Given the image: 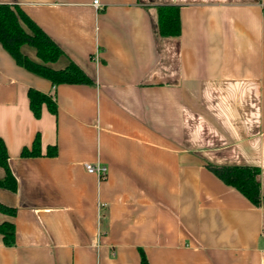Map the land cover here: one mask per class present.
<instances>
[{
	"label": "crops",
	"instance_id": "1",
	"mask_svg": "<svg viewBox=\"0 0 264 264\" xmlns=\"http://www.w3.org/2000/svg\"><path fill=\"white\" fill-rule=\"evenodd\" d=\"M93 1L0 0L60 47L49 67L73 62L93 82L53 87L0 45V138L17 181L0 188L16 209L0 213L14 226L0 264H264V0ZM158 6L178 7V36L159 35ZM29 89L56 113L35 118ZM36 134L41 157L21 158ZM208 164L257 168L260 204Z\"/></svg>",
	"mask_w": 264,
	"mask_h": 264
},
{
	"label": "trees",
	"instance_id": "2",
	"mask_svg": "<svg viewBox=\"0 0 264 264\" xmlns=\"http://www.w3.org/2000/svg\"><path fill=\"white\" fill-rule=\"evenodd\" d=\"M158 32L161 36L176 37L180 34L178 7H157ZM0 45L11 56L14 62L27 71L48 80L53 87L61 84L90 85L92 80L77 66L70 62L66 67L56 70L48 66L55 63L63 54L60 47L18 6L0 4ZM23 46L35 50L40 63L29 59L21 52ZM29 108L35 118L41 115V107L45 105L52 114L56 113V105L46 94L34 89L27 91ZM56 155L55 146L47 147L46 156ZM21 158L41 157L40 138L36 134L30 148H23ZM0 168L4 177L0 180V188L11 192L17 191V181L13 176L9 164L6 147L0 138ZM217 179L225 185L235 188L253 206L260 204V187L258 169L241 166H214L206 165ZM0 213L14 216L16 209L0 203ZM0 234L5 245L14 243V226L10 222L0 223ZM141 264H148L141 253Z\"/></svg>",
	"mask_w": 264,
	"mask_h": 264
},
{
	"label": "built area",
	"instance_id": "3",
	"mask_svg": "<svg viewBox=\"0 0 264 264\" xmlns=\"http://www.w3.org/2000/svg\"><path fill=\"white\" fill-rule=\"evenodd\" d=\"M92 5L97 8L99 6L98 0H94ZM85 170L88 173L95 174L99 179H104L107 175V168L103 165L85 164Z\"/></svg>",
	"mask_w": 264,
	"mask_h": 264
}]
</instances>
